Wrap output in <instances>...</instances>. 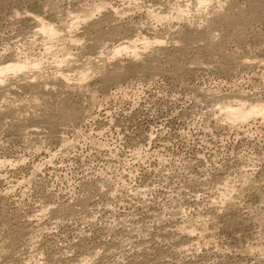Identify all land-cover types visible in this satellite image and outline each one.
Listing matches in <instances>:
<instances>
[{
  "label": "rangeland",
  "instance_id": "1",
  "mask_svg": "<svg viewBox=\"0 0 264 264\" xmlns=\"http://www.w3.org/2000/svg\"><path fill=\"white\" fill-rule=\"evenodd\" d=\"M18 58L0 264H264V118L222 107L264 103V0H0Z\"/></svg>",
  "mask_w": 264,
  "mask_h": 264
},
{
  "label": "bare ground",
  "instance_id": "2",
  "mask_svg": "<svg viewBox=\"0 0 264 264\" xmlns=\"http://www.w3.org/2000/svg\"><path fill=\"white\" fill-rule=\"evenodd\" d=\"M77 16V15H76ZM78 17V16H77ZM79 18V17H78ZM43 22V23H42ZM73 23V22H72ZM39 25V28H41V27H47V26H51L49 23H47V22H45V21H40L39 23H38ZM74 24H75V21H74ZM71 26V25H70ZM53 27V26H52ZM55 27V26H54ZM53 27V28H54ZM44 36H46L43 32H41ZM57 36V35H56ZM56 36H54V37H50V36H46L49 40H52L53 38H56ZM145 41H147V40H145ZM134 42V41H133ZM147 43H148V41H147ZM147 43H145L144 45H147ZM117 47V46H116ZM128 48H133L132 50H131V53L132 54H137V52H136V47L134 46V45H131L130 44V46L129 45H123V46H120V47H118V49H120V52H121V50H128ZM44 49L45 50H47L48 51V49H49V46L48 47H44ZM115 49H117V48H114V50L112 51V53L113 54H115ZM36 63H39V62H36ZM29 63L26 61V59H24V60H20L19 58L18 59H16V60H14L13 59V61L12 62H5L4 61V63H0V68H4L5 69V75L6 74H8V72H7V70H6V66L7 65H13L14 67H17V70L15 71V73H17V72H20V71H22V70H24L26 67H27V65H28ZM60 73H61V71H60ZM62 74V73H61ZM0 78H2V77H0ZM261 103H255V104H251V105H248V106H245V105H243V103L242 102H233V103H227L225 106H227V107H225V106H222L223 108H225L226 109V111H225V115H226V118H228V119H230L231 121H237V120H244L245 121V118H243V116H244V113L248 110V109H250L251 107H254V106H258V105H260ZM221 107V108H222ZM222 108V109H223ZM227 109H234V110H236V111H234V112H231V113H229L228 111H227ZM264 118V117H263Z\"/></svg>",
  "mask_w": 264,
  "mask_h": 264
},
{
  "label": "snow or ice",
  "instance_id": "3",
  "mask_svg": "<svg viewBox=\"0 0 264 264\" xmlns=\"http://www.w3.org/2000/svg\"><path fill=\"white\" fill-rule=\"evenodd\" d=\"M210 3V0H197V7H201V8H207L208 5ZM110 7V6H109ZM101 9L99 7L95 8V11L92 12V16H95L97 12H99ZM89 19L91 17H88ZM43 23V22H42ZM38 32H43L46 36H50V37H54L56 35H58V33L56 32L55 28H53L52 26H47V27H41L37 29ZM154 43L156 44H163L164 42L162 40H157L154 41ZM120 53V49H115V54L118 55ZM65 59H68V57H65ZM39 64L38 63H33L31 65L32 68H39ZM6 70L8 73H12L15 74V71L17 70V67H14L13 65H7L6 66ZM57 75H59V73H57ZM5 76V69L4 68H0V77H4ZM71 83V81H69ZM82 82V81H81ZM4 83V79H0V84ZM217 108H220V105H217ZM227 111L229 113L234 112L236 110L234 109H227ZM251 116H260V117H264V103H261L258 106H254L251 107L250 109H248L245 113L243 118L247 119ZM234 122V121H232ZM225 199H227V197H224ZM78 264H91V262L89 260L86 259H82L78 262Z\"/></svg>",
  "mask_w": 264,
  "mask_h": 264
}]
</instances>
